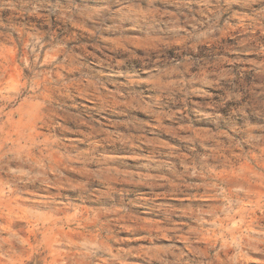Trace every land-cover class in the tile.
<instances>
[{
  "label": "clouds",
  "instance_id": "9594fccd",
  "mask_svg": "<svg viewBox=\"0 0 264 264\" xmlns=\"http://www.w3.org/2000/svg\"><path fill=\"white\" fill-rule=\"evenodd\" d=\"M4 10L48 25L0 18V199L24 205L21 211L36 237L29 245L33 252L47 253L48 264H125L137 254L119 238L121 230H132L118 219L119 209L86 206L121 197L111 183L117 175L108 167L111 157L98 151L95 139L85 149L52 131H72L56 118L69 115L78 96L112 97L114 104L98 110L103 114L110 108L119 116L117 106L128 97L117 99L105 87L108 81L116 88L141 89L145 95L133 106L153 117L187 119L207 129L192 128L181 137L190 154L178 159L179 171L174 163L150 161L177 181H164L173 192L192 193L183 212L170 209L166 218L188 216L195 224L192 231L205 233L214 251L233 253L227 256L230 264H240L241 252L264 255V216L254 218L257 209L264 213V0H104L97 7L38 0L23 11L12 0H0ZM88 22L93 48L127 51L135 44L143 50L138 57L142 70L129 72L107 53V62L100 57L84 62L78 51L84 45L68 25ZM130 30L140 31L145 40H130ZM225 37L233 43H225ZM24 71L22 81L8 79ZM22 98L32 101L35 115L33 126L21 135L14 123ZM44 126L48 134L37 133ZM69 145L72 154L57 160L59 150L67 153ZM84 152L90 155L87 161L81 160ZM73 163L95 167L93 177L103 188L92 190L86 181L63 183L62 168ZM34 185L56 191L32 197L25 189ZM62 189H69L71 198ZM18 245L28 241L10 232L0 244V264H22L25 249L18 252Z\"/></svg>",
  "mask_w": 264,
  "mask_h": 264
},
{
  "label": "rangeland",
  "instance_id": "374dc122",
  "mask_svg": "<svg viewBox=\"0 0 264 264\" xmlns=\"http://www.w3.org/2000/svg\"><path fill=\"white\" fill-rule=\"evenodd\" d=\"M104 0H77L82 7H97ZM17 10L23 11L26 7H31L38 3V0H12ZM0 18L5 23L10 19L13 22L21 20L36 23L38 26L47 28V24L37 17H21L14 15L13 10L0 12ZM77 23H81L78 21ZM68 29L76 33L78 42L84 45L82 52L84 62L95 63L96 58L107 59L114 57L122 60L123 69L129 72L139 73L142 70V62L138 57L143 56V50L133 44L125 51L116 52L104 49L100 51L93 48L94 40L88 33L93 30L90 22L83 23L76 27L68 25ZM59 31V29H57ZM132 41H144L145 37L140 31L130 30L126 33ZM114 37H109L112 39ZM225 43H233L232 37H225ZM135 52V56L132 55ZM3 74L0 73V76ZM27 72H21L18 76L9 75L8 79L22 81ZM105 87L116 94V98L128 97L117 106L120 115L113 114L110 108H106L103 114L98 110L100 107L112 105L115 100L103 94L94 98L76 97L77 107L69 108V115L63 119L57 117L56 120L67 128L70 132L61 133L59 128L54 131L55 136L75 142L80 148H87L88 140L95 139L99 144V152L111 157L112 163L108 167L114 168L117 175L111 178V183L117 186L121 197L112 202L93 201L87 203L89 208L115 207L120 210L118 219L131 227V231L121 230L119 238L124 241L123 247L134 249L135 253L129 255L125 264H230L227 256L233 253L230 250L214 251L209 245L211 240L205 233L193 232L194 222L186 215H173L171 220L167 219L165 213L170 209L183 212L186 205L191 200L190 192H173L164 181L176 184L177 181L169 174L167 169L156 167L150 161L161 160L165 163L176 164L179 171L178 159L189 155L187 144L181 139L186 130L203 126H197L194 122L187 119H177L176 121L161 120L153 117L139 106H133L139 100V95H145L139 88H116L114 82L105 81ZM2 86V85H0ZM131 93V96H129ZM135 97V99H132ZM141 103H143L141 101ZM180 111V109H175ZM35 115L32 101L22 98L17 105L15 114L14 129L19 134H23L25 129L33 126L30 117ZM55 122V121H54ZM50 131L49 126L40 127L37 133L47 135ZM36 133H33L35 135ZM136 137L138 139H133ZM120 138L132 140L131 144H123ZM69 151L64 152L60 149V155L55 158L59 160L63 155H71V145ZM199 151V147H197ZM90 159V155L84 152L81 156L82 161ZM62 182L66 184H76L87 182L90 189L101 190L103 184L93 177L96 168L93 166H82L79 164H68L62 168ZM143 178V182L141 179ZM26 192L32 197H44L49 192L54 193L56 188L49 191H42L37 185L27 187ZM63 195L69 196V189L61 190ZM69 198H71L69 196ZM28 200V197H25ZM30 203L39 204L38 200H30ZM24 205L17 207L15 203L6 204L0 199V244L14 231L20 234L28 245H18L17 251L21 248L25 251L20 253L22 264H48L43 257L47 253L33 252L29 247L36 238L29 232L30 221L23 216L21 209ZM42 211V209H36ZM70 214V213H69ZM264 216L259 209L254 214L255 219ZM264 223V220H260ZM7 247V245H5ZM27 257V259H25ZM163 257V259H161ZM50 259V257H49ZM240 264H264V255L259 253H240Z\"/></svg>",
  "mask_w": 264,
  "mask_h": 264
}]
</instances>
